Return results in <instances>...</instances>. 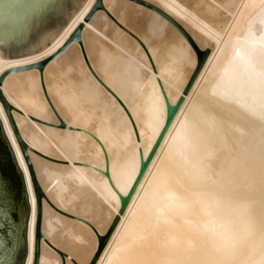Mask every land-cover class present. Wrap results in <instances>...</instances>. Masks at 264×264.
<instances>
[{
	"label": "bare ground",
	"instance_id": "1",
	"mask_svg": "<svg viewBox=\"0 0 264 264\" xmlns=\"http://www.w3.org/2000/svg\"><path fill=\"white\" fill-rule=\"evenodd\" d=\"M96 1L85 0L36 55L3 60L0 51V92L26 145L25 157L0 100L31 206L27 264L38 212L27 159L43 193L37 264H259L264 0H142L208 49L188 90L197 58L167 19L131 0H102L105 9L93 12ZM60 50L42 71L33 66ZM179 101L121 212L120 196L154 148L167 104ZM99 236H108L101 247Z\"/></svg>",
	"mask_w": 264,
	"mask_h": 264
},
{
	"label": "water",
	"instance_id": "2",
	"mask_svg": "<svg viewBox=\"0 0 264 264\" xmlns=\"http://www.w3.org/2000/svg\"><path fill=\"white\" fill-rule=\"evenodd\" d=\"M131 1L136 2L138 4H141L143 6L149 7L151 9H154L155 11L160 13L165 19H167L183 35V37L188 41L189 44H195L194 41L191 39V37H189L187 35V33L177 23V21H175L174 19H172L171 17H169L168 15H166L165 13H163L162 11H160L159 9L154 7L153 5L149 4L148 2H145L142 0H131ZM84 2H85V0H67L66 6L61 10L60 19L58 20V22H56L54 24V26H52L47 32H45L39 38V40L36 43L29 44V45L25 46L23 43H17L14 38L19 37L21 35H27L30 33L31 19H32L33 12L35 9L34 0H4L3 5L0 6V38H3L6 41V43L0 44V51H2L3 60H14V59L33 56V55H36L37 53H39L40 51H42L43 49H45L46 47H48L54 41V39L60 34V32L65 28V26L71 21V19L76 15V13L82 8ZM98 9H103L102 0L96 1L93 12L98 10ZM81 28H82V26H80L74 32V34L71 37L72 40L73 39L76 41L80 40ZM136 40L139 41L138 39H136ZM139 43H140V41H139ZM10 44L12 45V47L9 46ZM62 50H60L58 53H56L55 55H53L49 59L41 61V62H39L33 66H36L40 71H42L44 66L51 59H53L55 56H57L59 53H61ZM199 52H200V55L197 58V69L194 72L189 85L187 86V90H188L190 84L192 83V81L194 80V78L196 77L201 66L203 65V63L206 59V56L208 54V49H206L205 51H202L199 49ZM0 82H1V80H0ZM1 102L3 103L5 111L9 117L11 126L14 130L16 137H17L18 143H19V145H20V147H21V149H22V151L26 157V153H25L26 145L20 139L18 132L15 128V125L11 119L10 113H9L11 107L4 99L1 100ZM180 103H181V101H179L177 103V105H175V106H171V105L167 104L166 122H165V125L163 127L161 134L159 135V137H158V139L154 145V148L152 149L150 155L148 156V159L146 161H144V160L141 161L139 175H138L135 183L133 184L131 190L129 191L128 195L127 196H120L121 212L123 211V209L127 205L128 201L130 200L135 188L137 187L138 182L140 181L144 171L146 170V168L148 166L150 159L152 158V156H153L155 150L157 149L161 139L163 138L165 132L167 131L171 121L173 120ZM0 131L2 133L4 140L7 143V146L9 148L13 158H14V155H13L14 153H13V150L11 149V144L5 135L1 120H0ZM14 160H15V158H14ZM15 163H16V167H17L19 174H20V179L22 181V187H23L24 193H25V199L27 202V216H26V221H27L28 220L27 217L29 216L28 215V211H29L28 196H27V192H25L24 178H23V175L21 173V170H20L16 160H15ZM27 163H28L30 174H31L33 188H34L36 201H37V205H38L37 222H36V238H35V260H34V264H37L38 256H39V243H40L39 241H40V239H42V234H41V230H40V218H41L40 199L43 196V193H42L41 189L39 188V186L36 182V179L34 177V174H33L31 165L28 162V159H27ZM26 225L27 224L25 223V227H26ZM107 237L108 236H104V237L99 236L100 247L104 244ZM25 242H26V236H25ZM25 254H26V249L24 252V256H25ZM59 254L61 257L63 256L62 253L59 252ZM22 260H23V258H22Z\"/></svg>",
	"mask_w": 264,
	"mask_h": 264
},
{
	"label": "snow or ice",
	"instance_id": "3",
	"mask_svg": "<svg viewBox=\"0 0 264 264\" xmlns=\"http://www.w3.org/2000/svg\"><path fill=\"white\" fill-rule=\"evenodd\" d=\"M4 0H0V6H2ZM35 9L31 19L30 33L27 35H21L15 37L17 43H23L25 46L36 43L39 38L47 32L58 20L60 19L61 10L66 6L67 0H34ZM71 42V41H69ZM6 43L3 38H0V44ZM12 47V45H9ZM189 59L198 58L200 55L199 49L195 44H190ZM3 93L0 92V100H3ZM27 191L25 187V192ZM15 210V202L12 199L10 193L6 189V186L0 182V264H17L15 259L17 253V246L12 239L16 221L13 219V211ZM28 215H31V206L29 204ZM7 226L9 240L6 244L4 240L3 229ZM95 232V229H94ZM261 239L264 240V222L261 223ZM96 235H99L96 232ZM245 244V238L238 239L237 247L243 248ZM264 248V245H262ZM261 260L259 264H264V251L261 253ZM19 264H27V254L23 257V260ZM74 264V262H73ZM231 264H249L248 261L233 259ZM255 264V262H252Z\"/></svg>",
	"mask_w": 264,
	"mask_h": 264
},
{
	"label": "rangeland",
	"instance_id": "4",
	"mask_svg": "<svg viewBox=\"0 0 264 264\" xmlns=\"http://www.w3.org/2000/svg\"><path fill=\"white\" fill-rule=\"evenodd\" d=\"M133 3L138 4L136 2H133ZM139 5H141V4H139ZM104 9L105 8L103 6V10ZM107 14H108V12H107ZM111 19L124 32L128 33L134 39H138V37L134 36L132 30L128 29L127 26H125V25L121 24L120 22L116 21L114 18H111ZM119 23H120V25H119ZM181 28L183 29L182 26H181ZM184 31L187 33L186 30H184ZM187 35L189 36L188 33H187ZM205 50L206 49H204L202 51H205ZM73 128L70 129L71 132H73L75 130ZM76 131H78V130H76ZM11 149H12V147H11ZM14 158H15V156H14ZM14 158H13V156H12L8 146H7V143L4 140V138L2 136V133L0 131V182H2L6 186V189L8 190V192L10 193L12 199L15 202V210L13 211L12 215H13V219L16 221V227H15L12 239L15 241L16 246H17V253H16L15 259H16L17 264H18L22 260V258L24 256V252H25V223H26V216H27V202H26V199H25L24 189H23V187L21 185L22 181L20 179V174H19V171H18V169L16 167V163H15L16 159L14 160ZM48 158L52 162L54 160H55L56 163L60 162V163L63 164V162H64V161L62 162V160H60V159L58 160L56 158L54 159V158H51V157L47 156V159ZM81 166H83V165H81ZM7 232H8V228H7V226H5V228L3 229V233L5 234L4 235V240H5L6 244H7L8 240H9L8 235H6Z\"/></svg>",
	"mask_w": 264,
	"mask_h": 264
},
{
	"label": "trees",
	"instance_id": "5",
	"mask_svg": "<svg viewBox=\"0 0 264 264\" xmlns=\"http://www.w3.org/2000/svg\"><path fill=\"white\" fill-rule=\"evenodd\" d=\"M22 185V184H21Z\"/></svg>",
	"mask_w": 264,
	"mask_h": 264
}]
</instances>
